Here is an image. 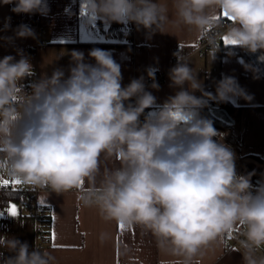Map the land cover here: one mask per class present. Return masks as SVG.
I'll list each match as a JSON object with an SVG mask.
<instances>
[{"label":"clouds","instance_id":"1","mask_svg":"<svg viewBox=\"0 0 264 264\" xmlns=\"http://www.w3.org/2000/svg\"><path fill=\"white\" fill-rule=\"evenodd\" d=\"M87 16L107 23H133L149 38L167 28H188L203 36L214 54L221 43L264 60V0H82ZM16 14L47 16V0H0ZM229 23H224V20ZM5 18L4 30L10 28ZM221 29H223L221 31ZM21 24L15 38H35ZM3 39L12 42L13 37ZM227 41V42H226ZM234 42V43H233ZM0 59V181L79 193L85 207H96L105 221L149 230L165 252L196 259L239 227L242 264H264V183L253 188L250 175H237L235 153L210 119L200 115L208 100L251 99L232 76L205 91L187 57L174 53L170 87L178 89L158 105L143 76L122 86L121 66L109 51L70 53L68 75L55 69L35 76L22 50ZM153 89L155 71L146 69ZM186 86V87H185ZM199 91L200 96L195 92ZM146 110H150L147 111ZM115 161L113 167L104 162ZM103 235L101 239H103ZM0 264H55L50 251L15 237L0 236Z\"/></svg>","mask_w":264,"mask_h":264},{"label":"crops","instance_id":"2","mask_svg":"<svg viewBox=\"0 0 264 264\" xmlns=\"http://www.w3.org/2000/svg\"><path fill=\"white\" fill-rule=\"evenodd\" d=\"M165 2L170 4V0ZM47 3V16L16 14L11 11L14 5L0 4V59L12 55L18 60L17 50H22L38 80L44 75L50 77L58 68L67 76L73 50L84 52L85 61L95 63L88 53L100 48L109 51L121 66L122 86L143 76L147 90L156 97L158 105L178 91L170 87L168 73L177 63L174 55L178 52L177 45L190 46L200 37L194 30L169 26V33L157 32L149 38L146 30H137L133 23H107L95 19L87 24L82 0H47ZM7 17L11 18L10 28L4 30ZM21 24L30 26L35 38H15V29ZM4 37H13V40L8 42ZM214 51L211 48L193 53L187 58L189 66L197 70L205 91L214 95L216 82L223 76H232L251 97L249 100L237 96L230 100L236 107L234 122L229 128L218 131L223 134L222 138L214 139H222L235 153L237 175H250L251 184L259 186L264 183V60L258 53L256 59L262 70L259 72L243 53L218 50L213 57ZM148 68L164 75L158 90L150 87ZM195 95L201 93L197 91ZM104 163L107 167L116 164L115 161ZM19 185L22 184L13 186ZM36 201L38 205L53 207L45 250L55 256V264H177L181 259L161 249L154 235L142 226L121 227L115 221H105L96 207L82 205L76 191L57 195L43 189L37 193ZM11 205L16 206L15 216L9 211ZM31 211L17 198L0 203V236L15 237L26 241L30 248L37 247L36 219ZM236 229L221 242L204 249L196 257L199 264H242L243 249L235 244ZM0 251L5 257L10 255ZM256 255L264 257V250Z\"/></svg>","mask_w":264,"mask_h":264},{"label":"built area","instance_id":"3","mask_svg":"<svg viewBox=\"0 0 264 264\" xmlns=\"http://www.w3.org/2000/svg\"><path fill=\"white\" fill-rule=\"evenodd\" d=\"M225 24L229 23L226 19L223 21ZM223 29H221L222 31ZM208 49H211V46L207 43L206 39L203 36H200L196 42L190 46H187L184 43H180L177 45V50L181 51L183 55H185L187 58L192 55L195 52H204ZM224 53H230L234 52V48L232 46L225 45L223 42L221 43V46L219 48ZM177 60V58H176ZM163 74H156L155 73V79L156 82L159 83L163 80ZM149 83H152V80L149 79ZM148 110H146L147 112ZM236 167V164H235ZM2 185V184H0ZM18 190L22 194V200L28 209H31L32 215L36 219V229H37V247L40 248L41 250H45V240L48 237V232H47V220L52 216L53 213V207L51 206H45V205H38L36 198H37V193L43 189H36V188H31L27 187L24 185H19L17 186ZM243 239V236L241 234V229L237 227L235 231V244L240 245V240ZM260 250H264V248H261Z\"/></svg>","mask_w":264,"mask_h":264},{"label":"trees","instance_id":"4","mask_svg":"<svg viewBox=\"0 0 264 264\" xmlns=\"http://www.w3.org/2000/svg\"><path fill=\"white\" fill-rule=\"evenodd\" d=\"M234 51L239 52V53H243L244 55H246L251 62L254 64V66L257 68V70L259 72H261V66L260 64L257 62V53H250L247 51H244L238 47H234ZM35 72V70H34ZM33 80H36V72H35V76L33 77H28L23 81L24 87L26 91H30V85L33 82ZM236 107L235 105H233L230 101L229 102H207L206 107H204L201 112L200 115L203 116L204 118L210 119L213 122V126L216 128L217 131H221V130H225L227 128H229L230 126H232L233 124V119L232 117L234 116V111H235ZM226 110L229 112V114L226 113ZM231 115V116H230ZM234 118V117H233ZM258 187L257 185H253V188ZM19 199L22 204L23 200H22V194L21 192L18 190L17 186H13L11 184L7 185V186H3L0 185V203H7L10 199ZM51 217L47 220V232L49 233V223H50ZM48 237L45 240L44 244L47 243Z\"/></svg>","mask_w":264,"mask_h":264},{"label":"snow or ice","instance_id":"5","mask_svg":"<svg viewBox=\"0 0 264 264\" xmlns=\"http://www.w3.org/2000/svg\"><path fill=\"white\" fill-rule=\"evenodd\" d=\"M10 183L13 184V185L20 184L19 181H15V182H10V181H7V180L0 181V184H2L3 186H7ZM9 211H10L11 215H13V216L17 215V209H16V206L15 205H11ZM121 227H123V226H121Z\"/></svg>","mask_w":264,"mask_h":264},{"label":"water","instance_id":"6","mask_svg":"<svg viewBox=\"0 0 264 264\" xmlns=\"http://www.w3.org/2000/svg\"><path fill=\"white\" fill-rule=\"evenodd\" d=\"M226 113L229 114V112H228L227 110H226ZM230 116H231V115H230ZM232 119H233V117H232Z\"/></svg>","mask_w":264,"mask_h":264}]
</instances>
